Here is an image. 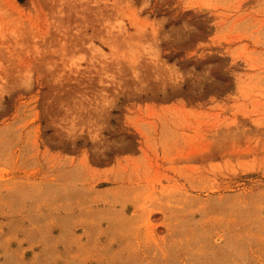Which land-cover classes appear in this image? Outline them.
Masks as SVG:
<instances>
[{"label":"rangeland","instance_id":"obj_1","mask_svg":"<svg viewBox=\"0 0 264 264\" xmlns=\"http://www.w3.org/2000/svg\"><path fill=\"white\" fill-rule=\"evenodd\" d=\"M0 264H264V0H0Z\"/></svg>","mask_w":264,"mask_h":264},{"label":"trees","instance_id":"obj_2","mask_svg":"<svg viewBox=\"0 0 264 264\" xmlns=\"http://www.w3.org/2000/svg\"><path fill=\"white\" fill-rule=\"evenodd\" d=\"M19 1H23V0H19Z\"/></svg>","mask_w":264,"mask_h":264}]
</instances>
